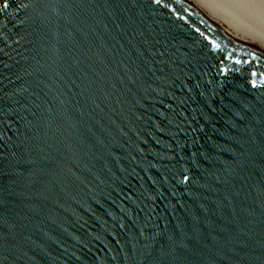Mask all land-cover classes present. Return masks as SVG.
Masks as SVG:
<instances>
[{
  "label": "water",
  "instance_id": "water-1",
  "mask_svg": "<svg viewBox=\"0 0 264 264\" xmlns=\"http://www.w3.org/2000/svg\"><path fill=\"white\" fill-rule=\"evenodd\" d=\"M0 264H264V37L219 0H0Z\"/></svg>",
  "mask_w": 264,
  "mask_h": 264
},
{
  "label": "bare ground",
  "instance_id": "bare-ground-1",
  "mask_svg": "<svg viewBox=\"0 0 264 264\" xmlns=\"http://www.w3.org/2000/svg\"><path fill=\"white\" fill-rule=\"evenodd\" d=\"M240 22L264 37V0H219Z\"/></svg>",
  "mask_w": 264,
  "mask_h": 264
}]
</instances>
